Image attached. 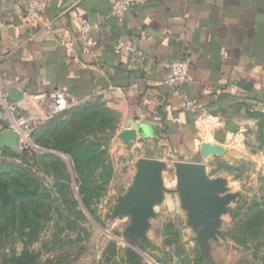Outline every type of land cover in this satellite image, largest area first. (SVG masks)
Returning a JSON list of instances; mask_svg holds the SVG:
<instances>
[{"label": "rangeland", "instance_id": "374dc122", "mask_svg": "<svg viewBox=\"0 0 264 264\" xmlns=\"http://www.w3.org/2000/svg\"><path fill=\"white\" fill-rule=\"evenodd\" d=\"M131 114L114 91L87 93L26 144L0 147V264H264V140L204 160L221 187L204 221L177 191L181 160L125 139ZM155 155L160 193L131 238L135 215L117 211L137 161Z\"/></svg>", "mask_w": 264, "mask_h": 264}, {"label": "crops", "instance_id": "0c3cea01", "mask_svg": "<svg viewBox=\"0 0 264 264\" xmlns=\"http://www.w3.org/2000/svg\"><path fill=\"white\" fill-rule=\"evenodd\" d=\"M39 1L45 8L30 21L26 0H0V94L23 110L38 108L22 91H114L146 145L166 146L204 171L214 155L203 157L201 143L221 146L233 161L252 139L264 140V0H139L121 21L108 0ZM77 15L100 27L90 54L43 29L52 23L76 33ZM118 41L141 55L132 59ZM183 55L190 80L174 89L165 82L168 66Z\"/></svg>", "mask_w": 264, "mask_h": 264}, {"label": "built area", "instance_id": "2783aa9c", "mask_svg": "<svg viewBox=\"0 0 264 264\" xmlns=\"http://www.w3.org/2000/svg\"><path fill=\"white\" fill-rule=\"evenodd\" d=\"M110 3V15L122 20L126 11L133 8L139 0H108ZM24 8L26 16L30 21L39 18L45 8V4L39 0H26ZM77 24V32L71 33L67 30H59L52 23H46L43 27L54 34L55 40L59 45L78 46L81 53L90 54L95 45L94 36L99 32L98 24L90 23L85 18L77 15L72 17ZM117 48L126 49L132 59L141 55L129 45L118 41ZM94 68L93 65L87 66ZM191 61L189 56L183 55L169 63L165 82L174 89L183 86L190 80ZM22 97L33 101L38 108L37 113L23 110L17 102L11 101L6 94H0V131L9 130L16 134L17 144H26L31 140L33 134L43 125L50 121L54 116L64 109L73 105L78 96L63 89L53 91H41L36 93L21 92ZM185 107L192 108L194 104L190 101L185 103Z\"/></svg>", "mask_w": 264, "mask_h": 264}, {"label": "water", "instance_id": "95a60500", "mask_svg": "<svg viewBox=\"0 0 264 264\" xmlns=\"http://www.w3.org/2000/svg\"><path fill=\"white\" fill-rule=\"evenodd\" d=\"M140 126L132 124L131 128L125 129L123 135L125 139H132L136 136ZM17 145L15 133L4 130L0 133V147L12 148ZM200 153L203 157L211 154L223 155L221 146L209 143H201ZM137 174L134 186L122 199V204L118 208V213L131 210L135 215V223L131 228L132 236L142 234L146 225V219L150 215L151 203L154 202L160 193L161 178L160 172L163 163L153 158H141L137 161ZM179 178L178 192L182 193L189 203L194 217L206 220V210L214 207V193L221 189L219 181L209 179L205 175L203 165L199 163L178 161L175 164Z\"/></svg>", "mask_w": 264, "mask_h": 264}, {"label": "trees", "instance_id": "16d2710c", "mask_svg": "<svg viewBox=\"0 0 264 264\" xmlns=\"http://www.w3.org/2000/svg\"><path fill=\"white\" fill-rule=\"evenodd\" d=\"M49 122V121H48Z\"/></svg>", "mask_w": 264, "mask_h": 264}]
</instances>
